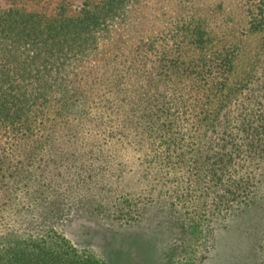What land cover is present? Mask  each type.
Segmentation results:
<instances>
[{
    "label": "rangeland",
    "instance_id": "374dc122",
    "mask_svg": "<svg viewBox=\"0 0 264 264\" xmlns=\"http://www.w3.org/2000/svg\"><path fill=\"white\" fill-rule=\"evenodd\" d=\"M107 1L0 0V15L17 9L19 19L35 14L26 17L28 24L37 18L43 28L49 22L59 27ZM138 1L101 28L64 26L71 51L79 45L80 52L68 51L61 63L36 59L13 91L11 109L18 106L22 120L33 113L37 121L28 137L23 122L0 120V189L3 181L12 186L11 199L0 203L22 206L20 221H10L12 237L47 246L67 239L75 253L98 264H264L252 211L222 217L212 202L200 167V129L169 146L168 157L155 154L165 147L155 141L165 127L150 122L136 100L154 94L166 103V83L157 88L144 72L132 84L120 77L123 54L164 38L156 18L171 25L208 5L204 13L217 45L236 49L227 81L236 99L261 70L264 29H248L241 0ZM29 145H38L35 153ZM263 193L261 187L255 199L262 202Z\"/></svg>",
    "mask_w": 264,
    "mask_h": 264
},
{
    "label": "trees",
    "instance_id": "16d2710c",
    "mask_svg": "<svg viewBox=\"0 0 264 264\" xmlns=\"http://www.w3.org/2000/svg\"><path fill=\"white\" fill-rule=\"evenodd\" d=\"M241 1L248 29L263 30L264 0ZM136 2L139 1L108 0L96 5L97 10L85 9L80 16L69 18L59 27L49 22L43 28L37 18L28 24L26 17L35 14L20 13L19 19L17 9L0 15V120L23 122L31 137L37 121L35 114L22 120L18 106L11 109L14 102L17 105L13 91L20 80L30 76L27 75L29 64L39 58L63 62L71 51L70 38L63 30L67 24L95 30L124 12L128 5L136 6ZM206 8L208 5L195 7L180 22L171 25L156 18L154 22L164 26V38L157 43L149 38L143 45L130 48L129 54H123L120 77L132 84L144 72L149 84L158 88L161 82L166 83L169 90L165 94L166 103L161 104L159 97L148 92L142 94L150 96H138L136 100L137 107L147 112L150 122L165 127L155 138L158 145L165 147L152 150L157 156L168 157L173 152L170 147L174 148L185 135L200 129L204 145L200 167L209 177L217 212L226 217L241 209L252 211L257 218L253 233L260 235L258 244L264 248V193L262 202L255 199L257 190L264 189V62L259 74L246 82L245 91L241 89L237 98L232 99L235 92L227 90V81L234 68L236 49L217 45L204 13ZM79 48L83 46L77 45L71 52H80ZM64 96L69 99L68 93ZM29 146L31 153H35L38 145ZM3 182L6 185L0 189V198L11 199L12 186ZM21 214L22 206L18 202L0 203V264H98L93 257L75 253L67 239L47 246L25 244L23 239L12 237L10 221L19 222Z\"/></svg>",
    "mask_w": 264,
    "mask_h": 264
}]
</instances>
